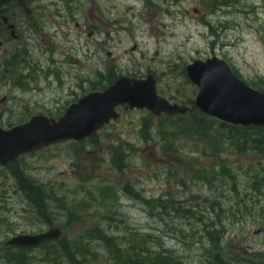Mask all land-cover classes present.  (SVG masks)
Instances as JSON below:
<instances>
[{
    "label": "rangeland",
    "instance_id": "374dc122",
    "mask_svg": "<svg viewBox=\"0 0 264 264\" xmlns=\"http://www.w3.org/2000/svg\"><path fill=\"white\" fill-rule=\"evenodd\" d=\"M30 1L32 13L22 16L18 41L10 39L0 50L4 128L33 115L59 118L112 71L117 77L152 75L160 96L188 107L197 90L183 69L196 60L215 56L248 86H264V0L228 6L202 0ZM119 115L93 138L19 158L17 175L0 166V264H13L1 258L10 237L50 229L62 231L59 238L75 248L79 264H125L128 253L141 256L146 249L185 264H219L215 256L237 264L264 254V150L254 149L255 137L239 144L226 140L219 156L203 157L204 138L178 130L190 117L138 110ZM114 147L122 157L112 164ZM192 159L209 183L179 168ZM28 179L43 191L46 217L27 199L21 181ZM95 229L112 239L111 247L94 238ZM42 251L24 258L58 264L44 261Z\"/></svg>",
    "mask_w": 264,
    "mask_h": 264
},
{
    "label": "water",
    "instance_id": "95a60500",
    "mask_svg": "<svg viewBox=\"0 0 264 264\" xmlns=\"http://www.w3.org/2000/svg\"><path fill=\"white\" fill-rule=\"evenodd\" d=\"M11 1L0 0V15ZM16 4L26 10L24 0H16ZM3 22L7 20L3 18ZM184 71L197 90L193 106L200 113L233 126L264 127V93L245 85L226 62L213 56L193 61ZM156 81L152 75L145 79L119 76L104 90L86 94L68 106L57 120L36 115L10 129L0 127V165L7 166L20 156L49 146L91 138L110 121L118 119L116 109L120 106L146 110L155 116L188 112L186 106L171 104L157 95ZM60 234V230L50 229L40 235H20L8 240L6 245L34 247L57 241Z\"/></svg>",
    "mask_w": 264,
    "mask_h": 264
},
{
    "label": "trees",
    "instance_id": "16d2710c",
    "mask_svg": "<svg viewBox=\"0 0 264 264\" xmlns=\"http://www.w3.org/2000/svg\"><path fill=\"white\" fill-rule=\"evenodd\" d=\"M207 1L210 2L211 5H214L216 3H222V5H231L234 4L237 0H202L203 3H207ZM9 61V60H8ZM9 63V62H8ZM115 71L110 72L106 76H101L99 78V83H91L92 91L94 90H103L110 84H112L117 76L114 73ZM184 74V73H183ZM252 88H256L259 91L264 93V86L263 83H256L252 85ZM191 109L186 115H176V116H168L169 118L174 117H190V120L188 121V124L186 122H179L178 123V130L185 134V136H191L190 134H187V131H191V134L194 135H200L204 138L205 146L203 147V150L201 152V155L203 157H212V156H219L220 152H222V149L219 148V146H222V143H225L227 141H231L233 144L240 143V140H242V143H244V140H246L249 136L255 137L253 140L254 149L258 152H262L264 150V127H240V126H232L228 125L226 123H222L220 121H217L213 118L207 117L202 115L200 112H198L195 108H193V105H190ZM25 121H19L17 124H21ZM189 129V130H188ZM262 139L263 141L260 142L259 140ZM232 144V145H233ZM263 145V146H262ZM233 147L237 151H243V148H240L239 146ZM122 149L120 147H114L113 152L115 155V158L113 157L112 164L115 162L116 158H121L122 154H120V151ZM112 152V150H111ZM121 161L117 162L115 164V167L117 169L122 168V159ZM193 163H188L186 167L182 168V164L179 165L180 169L186 170L190 173L192 179L194 181H202L205 183H209V180L205 174V172L200 171L198 169V165L194 159H192ZM219 161L222 162L223 160L219 158ZM15 171L16 175L17 172V166L16 164H12L9 166ZM223 167V166H222ZM22 187H28L25 189L26 193H29V197H27L29 203L33 206V210L36 211L37 214L42 215L43 211V191L41 190L40 186L35 185L32 183L29 179L24 182L21 181ZM41 185V184H40ZM43 186V185H42ZM28 190V191H27ZM147 200H145L146 202ZM155 202V200H153ZM147 203V202H146ZM45 216V215H42ZM46 217V216H45ZM45 223L49 224L48 218H42ZM96 236H94L95 239L103 241L104 244H106L107 247L112 246V239L107 238L102 234V232L98 230L93 231ZM90 239L91 237L88 236ZM214 244V243H213ZM40 250H43L42 258L46 262H52L55 263L58 261V264L61 259L65 260L68 264H79V260L76 258V254L74 253L75 248L70 247L69 244H64L63 239H59L56 242H48L41 246H39ZM37 248V249H38ZM14 248H3V255H1V258L4 260V262L7 263H13V264H29L24 258L25 250L23 248H18L14 251L17 252L15 256L10 254L11 250ZM74 249V250H73ZM145 255H139V254H133L132 252L128 253L127 255V261L125 264H185L183 261L178 259L177 257L172 256L168 252H150L148 249L145 250ZM6 253V254H5ZM143 253V252H141ZM218 253H215L216 255ZM216 257V260L219 264H230L225 263L224 261L220 260ZM233 258H231L232 260ZM238 262V261H237ZM239 263V262H238ZM237 263V264H238ZM239 264H264V254L259 255L255 261H242Z\"/></svg>",
    "mask_w": 264,
    "mask_h": 264
},
{
    "label": "flooded vegetation",
    "instance_id": "af4514ba",
    "mask_svg": "<svg viewBox=\"0 0 264 264\" xmlns=\"http://www.w3.org/2000/svg\"><path fill=\"white\" fill-rule=\"evenodd\" d=\"M24 5H25L26 10L29 11L28 14L32 13L33 2L30 0H24ZM28 14L26 13L24 9L16 5V1H11L10 3H8V5H6L5 12L2 13V15H0V50L4 48V46L7 45V42H9L10 39L13 40L12 35H11L12 30H13V34L16 36L15 37L16 39H14V41H18L19 36H21L18 31L19 26H20V20L22 19V16H27ZM3 18L7 20V23L4 24ZM10 25L13 26L12 30L8 29ZM15 59H17V56L15 57ZM117 111L119 113L121 111H127V109L126 107H119ZM108 126L109 124L103 127L100 130V132L105 131L108 128ZM43 232L44 231L37 233V234H41ZM16 235H19V234H16ZM29 235H32V234H29ZM34 249H37V248H34ZM34 249H27L25 250V253H29L33 251Z\"/></svg>",
    "mask_w": 264,
    "mask_h": 264
}]
</instances>
